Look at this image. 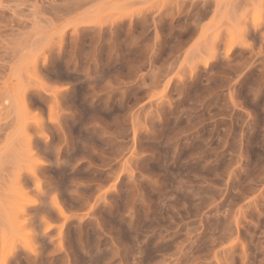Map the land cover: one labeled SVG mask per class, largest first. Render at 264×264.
Instances as JSON below:
<instances>
[{"label": "rangeland", "instance_id": "rangeland-1", "mask_svg": "<svg viewBox=\"0 0 264 264\" xmlns=\"http://www.w3.org/2000/svg\"><path fill=\"white\" fill-rule=\"evenodd\" d=\"M0 264H264V0H0Z\"/></svg>", "mask_w": 264, "mask_h": 264}]
</instances>
